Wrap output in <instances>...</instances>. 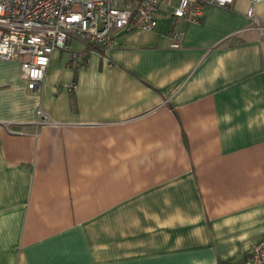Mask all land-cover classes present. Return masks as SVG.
<instances>
[{
	"label": "crops",
	"instance_id": "1",
	"mask_svg": "<svg viewBox=\"0 0 264 264\" xmlns=\"http://www.w3.org/2000/svg\"><path fill=\"white\" fill-rule=\"evenodd\" d=\"M175 4L79 65L54 50L36 91L20 59H0V264H251L264 34L249 0L207 5L199 22ZM254 9L264 25V0Z\"/></svg>",
	"mask_w": 264,
	"mask_h": 264
},
{
	"label": "built area",
	"instance_id": "2",
	"mask_svg": "<svg viewBox=\"0 0 264 264\" xmlns=\"http://www.w3.org/2000/svg\"><path fill=\"white\" fill-rule=\"evenodd\" d=\"M172 0H0V59H20L21 76L27 88L37 90L54 50H63L79 65L92 50H105L114 44L120 30H153L156 11ZM171 14L190 22H199L207 5L227 7L232 0H175ZM249 0L246 15L253 27L264 34V25ZM171 46L177 47L182 32L171 30ZM79 40L83 49H72ZM38 123L49 122L40 109ZM251 264H264V237L250 250Z\"/></svg>",
	"mask_w": 264,
	"mask_h": 264
},
{
	"label": "trees",
	"instance_id": "3",
	"mask_svg": "<svg viewBox=\"0 0 264 264\" xmlns=\"http://www.w3.org/2000/svg\"><path fill=\"white\" fill-rule=\"evenodd\" d=\"M250 256V255H249ZM242 262H243V260H242ZM241 262V263H242ZM226 263H232V262H222V263H220V264H226Z\"/></svg>",
	"mask_w": 264,
	"mask_h": 264
},
{
	"label": "rangeland",
	"instance_id": "4",
	"mask_svg": "<svg viewBox=\"0 0 264 264\" xmlns=\"http://www.w3.org/2000/svg\"><path fill=\"white\" fill-rule=\"evenodd\" d=\"M38 89H39V88H38ZM38 89H37V90H38ZM35 91H36V90H35ZM38 110H39V109H38Z\"/></svg>",
	"mask_w": 264,
	"mask_h": 264
}]
</instances>
